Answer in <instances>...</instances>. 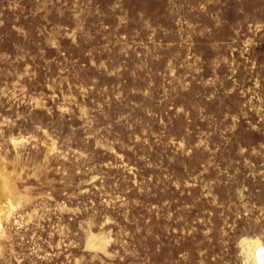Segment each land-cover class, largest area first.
<instances>
[{"label": "rangeland", "instance_id": "374dc122", "mask_svg": "<svg viewBox=\"0 0 264 264\" xmlns=\"http://www.w3.org/2000/svg\"><path fill=\"white\" fill-rule=\"evenodd\" d=\"M254 244L264 0H0V264H254Z\"/></svg>", "mask_w": 264, "mask_h": 264}, {"label": "bare ground", "instance_id": "6f19581e", "mask_svg": "<svg viewBox=\"0 0 264 264\" xmlns=\"http://www.w3.org/2000/svg\"><path fill=\"white\" fill-rule=\"evenodd\" d=\"M253 248L254 264H264V247L260 244H254Z\"/></svg>", "mask_w": 264, "mask_h": 264}]
</instances>
